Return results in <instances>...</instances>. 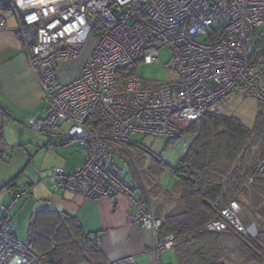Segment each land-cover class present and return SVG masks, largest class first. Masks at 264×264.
I'll return each instance as SVG.
<instances>
[{
    "label": "built area",
    "instance_id": "built-area-1",
    "mask_svg": "<svg viewBox=\"0 0 264 264\" xmlns=\"http://www.w3.org/2000/svg\"><path fill=\"white\" fill-rule=\"evenodd\" d=\"M0 7L14 14L17 34L45 93L46 116L34 122V130L45 143L77 140L84 151V161L72 172L52 170V189L90 198L128 196L137 208L135 225L153 233L152 264H162L174 236H160L163 221L153 201L148 193L138 198L132 177L109 165L112 150L124 148L135 133L183 138L186 146L182 130L240 90L264 109V0H0ZM89 44L91 49L84 51ZM160 46L171 48L165 68L175 71L177 79L152 83L137 73L125 76L120 89L118 69L158 62ZM82 54L87 57L81 75L59 81L56 67ZM91 120L108 128H92ZM63 124L67 130L57 134ZM255 171L264 174V153ZM252 182L248 176L242 187ZM29 193L26 187L11 203L0 204V264H46L14 233L10 208ZM218 207L209 228L222 231L233 225L250 234L237 199L222 198ZM95 243L100 245L101 237ZM134 260L129 256L108 264Z\"/></svg>",
    "mask_w": 264,
    "mask_h": 264
},
{
    "label": "trees",
    "instance_id": "trees-1",
    "mask_svg": "<svg viewBox=\"0 0 264 264\" xmlns=\"http://www.w3.org/2000/svg\"><path fill=\"white\" fill-rule=\"evenodd\" d=\"M140 63L118 69L117 76L137 74ZM98 124L95 120L88 122L92 128H108ZM182 134L191 136V140L175 165L157 158L142 142H132L131 139L125 142L124 148L112 150L130 158L134 165H130L131 173L138 174L139 180L135 183L142 190L143 197L148 193L152 200L151 196L155 194L159 201L157 206L153 204L163 221L160 231L165 236H174L177 264H264V174L255 171L264 153L263 108L259 110L253 128L245 126L234 115L217 113L210 108L200 119L185 127ZM68 142L52 138L49 143L44 142V146ZM138 145L146 148L160 165L171 170L176 177L173 187H160L159 183L155 185L151 181L153 172H156L154 167L149 169V174L141 172L144 159L141 155L134 156L137 152L133 151L144 153ZM119 171L121 169L117 172L122 175ZM248 176H253V182L245 189L242 185ZM8 185L15 187V180ZM21 190L15 189L13 198ZM222 198L226 202L232 199L240 202V217H245V209H251L255 216L259 214L257 221L263 229L252 236L233 225L222 231L209 228L208 225L219 215L218 201ZM170 204L173 205L168 208ZM62 215L47 207L36 211L25 243L46 264H78L81 261L108 264L101 262L100 245L95 243L100 236L84 232L75 216Z\"/></svg>",
    "mask_w": 264,
    "mask_h": 264
},
{
    "label": "crops",
    "instance_id": "crops-1",
    "mask_svg": "<svg viewBox=\"0 0 264 264\" xmlns=\"http://www.w3.org/2000/svg\"><path fill=\"white\" fill-rule=\"evenodd\" d=\"M1 15L4 19L0 20V204L11 203L15 189L30 188V198H21L22 195L10 208L15 235L17 238L24 236L23 242H26L35 212L52 208L60 215L68 213L75 216L84 232L101 237V262L110 263L133 256L134 261L124 264H152L150 246L153 233L135 225L133 216L137 208L128 196L118 194L112 199L90 198L71 190L54 191L51 177L47 173L42 174L43 170L54 165L72 172L84 161V151L74 140L44 146L40 133L34 130V122L46 116L45 93L17 34L14 14L7 8H0ZM82 55L56 67L59 81L68 82L81 75L82 64L87 57ZM66 130L67 124H63L56 128V133L63 134ZM170 142L167 141L165 146ZM36 161L41 162L43 170L39 177H27L26 168ZM109 165L114 164L110 162ZM138 171L140 173L139 168ZM119 172L123 175L122 171ZM131 172L130 177L134 181L139 180L138 174ZM14 180L16 186L10 187L8 184ZM154 195L151 197L157 206L159 201ZM136 196L143 199V192L138 187ZM160 235L165 236L161 231ZM168 251L162 253V264H171L172 256ZM78 264L90 263L81 261Z\"/></svg>",
    "mask_w": 264,
    "mask_h": 264
},
{
    "label": "rangeland",
    "instance_id": "rangeland-1",
    "mask_svg": "<svg viewBox=\"0 0 264 264\" xmlns=\"http://www.w3.org/2000/svg\"><path fill=\"white\" fill-rule=\"evenodd\" d=\"M90 44L89 46L85 47L84 51H89L91 49ZM159 48H160L159 61L154 62L152 64L141 62L138 65V75H140L145 80L152 82V83L153 82L154 83H162V82L166 83V82L174 81L175 79H177L175 71H171L165 68V64L168 62L172 54L171 48L168 46H160ZM81 56H84V55H81ZM125 79L126 78L123 76H121L120 78L118 77L120 89L122 88L125 82ZM211 109L212 111H215L217 113L234 115L238 117L245 126H247L248 128H253L255 125V121L259 113V110L262 108L257 99L248 96L245 92L240 90V91L228 94L226 97L222 98L219 102L214 104L211 107ZM38 135L40 138H42V142H43L45 140L44 136H42L41 134H38ZM185 140L186 142H189L191 140V136L188 135L185 138ZM75 141L77 140H74L73 142L75 143ZM131 141L132 142H142L143 143L142 145L145 146L147 149H150V151L153 152V154L156 155L157 158L163 159L164 161L169 162L171 164H177L179 162L182 156L183 150H185V147H186L184 144L183 138H177L175 141L170 142L169 145L166 147L165 146V143L167 142L166 139L159 138V137H153V136H145L140 133L132 134ZM77 142L79 143V141ZM258 147L259 145L257 146V148ZM76 148H78V145L76 146ZM79 149H81V147H79ZM133 151L137 152L134 154V156L141 155L142 159H144L143 160L144 168H141L142 171L147 172V170H149L152 167H154V170H156V172H153V175L151 176L152 178L151 181L155 185L159 183L160 187H166V188L173 187L175 185L176 177L173 175V173L168 167H164L160 165L153 155H149L147 153L145 154L140 153L139 150L138 151L133 150ZM110 162L114 164V167L116 169H121L123 175L129 174L132 171V167H134L133 163H131V160L128 156L125 158L124 156L122 157L119 153L117 154L113 153V157L110 160ZM139 162L141 163V158H139ZM35 163L34 162L31 163L30 166L26 168L27 171L25 175L27 177H34V176L39 177V172L43 170L42 164L41 162H37V161ZM56 167H57L56 165H54L53 168L49 167L47 170H43L42 174L47 173L51 177L52 181H54V177L52 176L51 172ZM130 175L131 174H129V176ZM29 195L30 194H25L21 198L25 197L29 199L30 198ZM244 209L245 208L243 207V211ZM250 210L251 209H245L246 215L245 217L241 216V219H242L243 224L246 227H248V229H250L249 235L253 234V236H256L257 233L263 228L259 225L257 221V219H260L258 218L259 214L255 216L253 212H251ZM18 237L20 241L24 240V236H18ZM166 250H169L168 252H170L172 256V260L169 263L177 264L174 249L170 248Z\"/></svg>",
    "mask_w": 264,
    "mask_h": 264
}]
</instances>
